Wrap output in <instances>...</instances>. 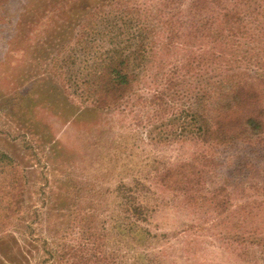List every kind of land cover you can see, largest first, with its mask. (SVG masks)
Returning <instances> with one entry per match:
<instances>
[{"label":"rangeland","instance_id":"1","mask_svg":"<svg viewBox=\"0 0 264 264\" xmlns=\"http://www.w3.org/2000/svg\"><path fill=\"white\" fill-rule=\"evenodd\" d=\"M43 1L50 7L37 5V0H7L9 12L0 18V253L17 264H60L61 255L66 258L61 264H73V249L96 264L91 256L102 244L103 253L119 255L120 264H134L138 254L144 255V264H264V213L259 209L264 145L258 139L246 142L250 135L220 155L216 151L218 166L211 165L198 180L199 193L189 207L160 179L166 170L208 151L196 143L192 116L218 115L226 103L218 99L209 105L206 87L248 80L242 52L251 65L264 63V57L254 58L245 50L247 39L257 38L249 33L253 25L234 37L243 46L241 53L239 45L214 41L209 27L185 32L195 34V40L164 24L161 33L149 29L150 49L143 45L132 63L129 59L132 91L121 105L97 110L78 93L83 80L95 79L90 71L103 58L100 52L114 43L113 50L126 57L134 54L125 31L121 38L115 36V26L142 23L147 15L164 23L171 19L166 12L174 16L179 5L174 2L167 9L166 0H136L145 7L142 14L119 18L105 12L86 22L77 20L80 5L76 14L67 13L78 0L55 9L54 0ZM155 4L158 11L147 10ZM128 26L130 36L134 29ZM87 39L92 40L85 46ZM23 41L37 58L42 55L37 68L42 64L39 74L46 73L35 76L44 79L36 83L39 90H32L35 103L24 96L30 76L23 78L21 64L31 52L24 51ZM50 82H55L54 96L42 92V84ZM260 91L264 101V89ZM12 92L17 93L12 101L2 100ZM254 148L257 156L251 154ZM243 155L253 169L240 168L236 157ZM131 195L138 197L142 225L150 232L145 247L133 252L120 224H114L124 209L118 196ZM244 206L245 213L239 210Z\"/></svg>","mask_w":264,"mask_h":264},{"label":"trees","instance_id":"2","mask_svg":"<svg viewBox=\"0 0 264 264\" xmlns=\"http://www.w3.org/2000/svg\"><path fill=\"white\" fill-rule=\"evenodd\" d=\"M67 1L68 0H54L51 4V9L63 8L66 6ZM184 1L185 0H166V4L164 5L165 8L168 9L169 6L171 8L174 2H177L179 7L175 8L177 11L174 10L176 11L174 16L173 14L171 15L166 12L171 16V19L166 20L164 23L154 22L155 20L151 18V15H147L148 20L146 21L143 19L142 23L140 21L137 23L130 21L128 22L129 26L127 24L122 25V28L121 25L115 26L114 30L118 32L115 36H120L121 38L125 31L124 36H127L126 40L130 45H133L127 47L133 48L134 54L126 57L122 52L113 50L114 43H112L110 48L111 51L110 49L106 51V48L102 51L103 53L100 52L99 55L103 58L98 59V64L90 71L93 76L96 75L95 79L83 80L80 86V91L82 92H79L78 95L82 97L83 100H88L97 110L121 105L126 98V95L132 91L133 86L134 73L130 68L129 59H131L132 63V60L140 54L139 48L143 50V45L146 46L147 50L150 49L152 37L148 36L150 33L149 29L152 31L157 30L161 33L162 31L159 27H162L160 25L163 24L170 27L172 26L173 30L179 34L180 37L189 38L191 40H195L196 35L194 34L188 37L185 32H194L209 27L210 31H214V41L220 42L221 40H224L225 42H232L234 46L239 45L236 47L238 53H241L243 46H241L234 37L239 35L238 33L243 29L246 30L245 27L247 25L252 24L253 27L249 29V33L257 38L252 39V37H249L247 39L248 43L245 50L248 49L254 58L264 57V30H262V28H264V0H191L186 7L183 6ZM6 2L7 0H0V18L3 19L6 18L5 15L9 12V7H5ZM37 2V5L41 7H50V4L46 1L37 0ZM77 5L81 6L83 12L76 14L77 10L75 6ZM144 8L145 7L139 6L136 0H78L72 8H69L67 13L68 15L76 14L78 15L77 20L82 18V21L86 20L87 22L90 21L91 18L97 17L99 14L105 12H116V16L122 18L141 12ZM150 8L156 9L157 11L160 9L157 4L153 6L151 5L147 10ZM177 13L178 15L176 16ZM126 26H128V30L129 28L134 29L130 36H128L129 31L125 30ZM186 27L189 28L184 31L183 29ZM236 27L241 28L238 30ZM146 31L147 36H144V32ZM228 34H230V36H228ZM84 35H87V33ZM91 35L96 37L97 34L92 33ZM79 36H81V34ZM86 37H88V35ZM91 40L92 39L85 40V46H88ZM22 43L25 47L24 51L29 50L31 52L29 42L23 41ZM80 45H83V41ZM135 51H138L137 54ZM35 54L36 52H31L27 56H24L25 60L22 61L21 64L23 78L30 76L28 84L30 87L27 86L24 90V92L26 91L24 96L28 99L29 103H35L34 99L36 96L32 90L35 88L39 90L36 83L44 80L40 77H38L40 79L37 80L35 76H43L46 74H39L40 72L38 68L42 64H40L38 68L37 66L41 61L42 55L37 58ZM59 54H61V52H59ZM242 55L241 60L245 65V74L243 75L247 76L248 80L230 83L231 80L228 79L229 82H227V80L226 82L219 81L214 84H209L206 87L207 90H210V92H207V95H209V105H211L214 100L216 101L219 99V101L226 103L224 111L222 112V110H219L220 112L218 115L214 114V116L201 115L194 112L192 116L194 128L197 132L195 137L196 143L206 148L208 151L202 152V154L194 158L193 161L166 170L160 178L162 184L166 186V188L183 196L186 202L185 204L188 207L190 206L189 202L191 203L199 193L197 189V186H199L198 180L201 179L211 165H217V158H215L216 151L219 152L218 154L220 155V152L222 153V151L229 148V146L234 147L238 142L242 141V138H248L250 135L251 136L246 142H252V140L258 139L261 145H264V101L260 91L261 88L264 89V73L262 72V74H258L256 71L254 72L255 67L263 70L264 63H261L260 66L258 64L251 65L250 59L246 57L244 52H242ZM36 59L39 60L37 64ZM258 61L259 59L254 63H257ZM24 68H26L27 71L24 70ZM248 74L253 76V78L248 76ZM85 76L91 75L87 73ZM63 82L64 80H62V83ZM54 83L55 82H52V84ZM52 84H42V87L45 88L42 92L54 96L55 94H52V90L54 89ZM15 94L17 93H7L2 100L12 101L10 99L14 98ZM26 121L29 122L28 119ZM250 151L252 155L257 156L255 148L250 149ZM208 155L211 156L207 157ZM236 158L240 161V168L244 171L255 167L253 164H248V156L243 155L241 157L237 156ZM240 168H234V170ZM226 197L227 207L230 203V197L227 194ZM118 198L123 201V204L121 205H123L124 209L118 211V214L122 218L116 219L114 224H120L122 228L121 234L125 237L124 243L129 246L128 248L131 252H133V249H137L136 247L143 249L148 243L150 232L142 225L143 220L145 219L142 218L143 212L141 211L142 208L139 205L140 202H138V197L136 195H131L125 199L121 196H118ZM262 199L263 202L260 204L259 209L264 213V195L262 196ZM200 201L203 200L200 199ZM212 201H215V197H212ZM215 206L219 205L216 204ZM245 209L246 206L239 210L245 213ZM227 213H229V209L227 210ZM260 241L264 246V238ZM136 242L138 244L137 246H134ZM131 243L133 245H131ZM102 246V244H98L96 247V253H93L91 256L96 259L95 263L120 264L117 258L119 255H116L115 253H112V255H105L102 251ZM0 255L2 258L0 264H17V262L15 263L5 254L0 253ZM142 257H144L143 254H138L133 263L144 264V259ZM110 258H113V261ZM65 259L66 258L61 255L58 259V263L61 264L65 262ZM73 259H76V262H73ZM70 261L73 264H88L92 260L88 259L87 256H80L79 251L72 249Z\"/></svg>","mask_w":264,"mask_h":264}]
</instances>
